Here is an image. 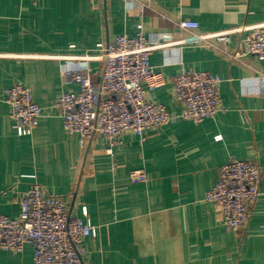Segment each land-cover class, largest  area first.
Masks as SVG:
<instances>
[{"label":"crops","instance_id":"1","mask_svg":"<svg viewBox=\"0 0 264 264\" xmlns=\"http://www.w3.org/2000/svg\"><path fill=\"white\" fill-rule=\"evenodd\" d=\"M180 19L198 21L197 34L230 31L228 44L192 42ZM264 24V0H0V213L17 217L30 182L62 196L71 213L99 226L84 240L85 264H264V60L234 59L241 36ZM163 34L150 55L168 83L148 91L172 115L143 139L124 135L113 154L103 135L86 147L67 133L58 97L63 65L86 58L94 79L102 46L116 35ZM191 69L222 78L226 109L196 122L181 117L171 79ZM28 86L43 108L38 124L18 134L5 91ZM72 89L78 91L75 83ZM217 135L222 138L218 140ZM231 159L259 161L260 195L241 231L223 224L206 200ZM144 172L138 180L134 173ZM33 245L0 248V264H33Z\"/></svg>","mask_w":264,"mask_h":264},{"label":"built area","instance_id":"2","mask_svg":"<svg viewBox=\"0 0 264 264\" xmlns=\"http://www.w3.org/2000/svg\"><path fill=\"white\" fill-rule=\"evenodd\" d=\"M179 26L190 31L192 42L216 39L228 44L230 31L213 35L197 34L198 21L180 19ZM163 34L147 36L141 26L135 36L116 35L102 48L99 79L93 77L86 58L71 57L63 65L68 90L56 100L67 133H77L80 145L96 136L107 141L106 151L113 154L115 145L132 132L145 138L151 130L169 123L172 115L160 102L150 100L148 91L168 83V78L154 69L150 55ZM241 47L234 59L252 55L264 60V24L254 25L242 34ZM264 95V74L258 75ZM173 94L182 105L181 117L196 122L213 118L226 109L220 92L222 78L205 70L191 69L172 79ZM80 86L78 91L73 84ZM11 106V117L18 134L30 133L38 124L43 108L34 100L28 86L15 84L5 91ZM216 138L220 140L221 135ZM138 180L145 178L137 170ZM262 168L259 161L231 159L220 170L219 179L208 191L206 200L214 203L227 227L243 230L260 195ZM99 226L88 218L73 215L66 200L49 192L42 184L30 182L20 200L17 217L0 213V248L19 253L27 244L33 245V264H85L84 240L96 237Z\"/></svg>","mask_w":264,"mask_h":264}]
</instances>
